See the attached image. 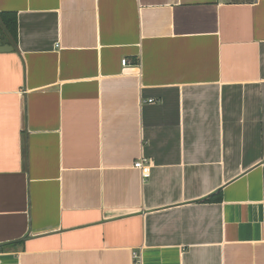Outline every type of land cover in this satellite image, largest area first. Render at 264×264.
I'll use <instances>...</instances> for the list:
<instances>
[{
	"label": "crops",
	"instance_id": "obj_1",
	"mask_svg": "<svg viewBox=\"0 0 264 264\" xmlns=\"http://www.w3.org/2000/svg\"><path fill=\"white\" fill-rule=\"evenodd\" d=\"M1 13L0 264H264V0Z\"/></svg>",
	"mask_w": 264,
	"mask_h": 264
},
{
	"label": "trees",
	"instance_id": "obj_2",
	"mask_svg": "<svg viewBox=\"0 0 264 264\" xmlns=\"http://www.w3.org/2000/svg\"><path fill=\"white\" fill-rule=\"evenodd\" d=\"M0 22L3 26V29L5 30V39L8 40L11 39L13 42H17V32H18V27H17V17L14 13H1L0 14ZM4 36V35H3ZM220 195H219V198ZM213 198H210L209 202H211Z\"/></svg>",
	"mask_w": 264,
	"mask_h": 264
},
{
	"label": "built area",
	"instance_id": "obj_3",
	"mask_svg": "<svg viewBox=\"0 0 264 264\" xmlns=\"http://www.w3.org/2000/svg\"><path fill=\"white\" fill-rule=\"evenodd\" d=\"M129 63V61L127 59L122 61V64L124 66H126ZM150 103H154V100H150ZM134 167L138 170H140L142 177H143V181H146L150 178L151 176V168H152V163L150 161H148L147 159H141L140 161H138L137 163H135ZM138 258V257H136Z\"/></svg>",
	"mask_w": 264,
	"mask_h": 264
},
{
	"label": "water",
	"instance_id": "obj_4",
	"mask_svg": "<svg viewBox=\"0 0 264 264\" xmlns=\"http://www.w3.org/2000/svg\"><path fill=\"white\" fill-rule=\"evenodd\" d=\"M0 39H1V36H0ZM8 51H13V48L11 46L2 45L0 43V53H2V52H8Z\"/></svg>",
	"mask_w": 264,
	"mask_h": 264
}]
</instances>
